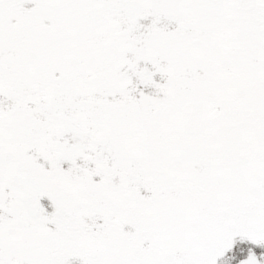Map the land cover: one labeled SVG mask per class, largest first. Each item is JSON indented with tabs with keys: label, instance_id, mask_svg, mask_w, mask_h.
Wrapping results in <instances>:
<instances>
[{
	"label": "snow or ice",
	"instance_id": "snow-or-ice-1",
	"mask_svg": "<svg viewBox=\"0 0 264 264\" xmlns=\"http://www.w3.org/2000/svg\"><path fill=\"white\" fill-rule=\"evenodd\" d=\"M0 264H264V0H0Z\"/></svg>",
	"mask_w": 264,
	"mask_h": 264
}]
</instances>
